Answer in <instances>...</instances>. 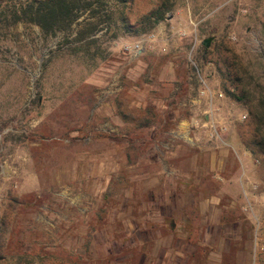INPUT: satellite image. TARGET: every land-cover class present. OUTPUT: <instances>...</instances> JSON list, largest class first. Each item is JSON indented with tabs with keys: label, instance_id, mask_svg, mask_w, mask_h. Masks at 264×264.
Returning a JSON list of instances; mask_svg holds the SVG:
<instances>
[{
	"label": "rangeland",
	"instance_id": "obj_1",
	"mask_svg": "<svg viewBox=\"0 0 264 264\" xmlns=\"http://www.w3.org/2000/svg\"><path fill=\"white\" fill-rule=\"evenodd\" d=\"M24 1L0 0V264H264V0L95 1L48 37ZM215 198L241 234L207 246Z\"/></svg>",
	"mask_w": 264,
	"mask_h": 264
},
{
	"label": "trees",
	"instance_id": "obj_2",
	"mask_svg": "<svg viewBox=\"0 0 264 264\" xmlns=\"http://www.w3.org/2000/svg\"><path fill=\"white\" fill-rule=\"evenodd\" d=\"M95 1L103 5L110 0H25L14 7L10 15L13 17V23L34 24L40 27L44 35L48 37L60 32L68 33L82 14L94 7ZM112 1L125 2L124 0ZM251 113L256 125V134L261 142V154L264 156V98L254 106Z\"/></svg>",
	"mask_w": 264,
	"mask_h": 264
},
{
	"label": "crops",
	"instance_id": "obj_3",
	"mask_svg": "<svg viewBox=\"0 0 264 264\" xmlns=\"http://www.w3.org/2000/svg\"><path fill=\"white\" fill-rule=\"evenodd\" d=\"M241 160L243 164V179L244 178H250V170H248V164L240 157V155H236ZM245 161V162H244ZM232 174V173H231ZM233 175V174H232ZM246 182V181H244ZM251 193L253 191L245 193V200L247 203H254L256 199L251 196ZM250 196V197H249ZM259 197V196H258ZM257 197V198H258ZM261 198V197H260ZM264 197H262V200ZM258 200H260L258 198ZM241 201V200H240ZM240 201L234 200V202L230 206H220L221 201L218 198H215L214 201H211L210 203L203 205L206 206H213L211 209H201L200 210V234H203L204 236H200V240H202V243L207 246L217 244L216 242L222 241V243L226 244L235 240L240 239V230L239 227L236 225V222H232L230 217H238L241 213L237 209V206L239 205ZM207 219V220H205ZM190 235V234H189ZM186 234L183 237V242H185L187 245H193V242L195 239L194 237L189 236ZM192 235V234H191ZM226 248H223L222 246L218 247V250L214 254H210V258L214 259V262H218L215 264H224L222 263L223 253L226 251ZM219 251V253H218ZM196 250H190L188 248L184 249L179 255L180 257H186V258H192L195 256Z\"/></svg>",
	"mask_w": 264,
	"mask_h": 264
},
{
	"label": "built area",
	"instance_id": "obj_4",
	"mask_svg": "<svg viewBox=\"0 0 264 264\" xmlns=\"http://www.w3.org/2000/svg\"><path fill=\"white\" fill-rule=\"evenodd\" d=\"M214 135H216L217 137H219V133L217 131H215Z\"/></svg>",
	"mask_w": 264,
	"mask_h": 264
}]
</instances>
